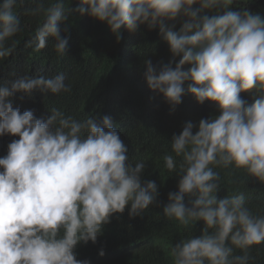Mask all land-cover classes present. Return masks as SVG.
<instances>
[{
	"label": "clouds",
	"instance_id": "obj_1",
	"mask_svg": "<svg viewBox=\"0 0 264 264\" xmlns=\"http://www.w3.org/2000/svg\"><path fill=\"white\" fill-rule=\"evenodd\" d=\"M22 2L0 0V57L12 51L6 42L21 30ZM234 2L80 0L75 9H65L61 0H40L26 9L31 16L43 14L28 41L36 51L51 39L64 54L68 37L61 36L60 25L73 12L106 23L117 42L122 26L130 32L144 24L158 28L173 60L180 59L175 67L170 61L159 69L146 61L148 88L173 109L185 92L198 103L218 106V115L202 118L195 134L186 122L163 156L164 167L179 176L164 218L186 229L203 222L199 236L171 247L172 264H249L252 246L264 243V215L252 213L243 192L216 196L217 169L243 170L264 182V17L232 11ZM209 8L216 14L200 15ZM177 18L183 19L178 31L169 23ZM249 90L258 93L250 105L240 95ZM33 91L60 94L71 88L63 74L0 83V136L18 137L0 157V264H89L76 259V246L95 243L102 226L126 206L130 218L142 215L156 202L157 184L142 181L145 162H129L110 117L76 120L53 108L43 120L13 107L10 97H30ZM193 193L197 198L186 206L185 195Z\"/></svg>",
	"mask_w": 264,
	"mask_h": 264
},
{
	"label": "trees",
	"instance_id": "obj_2",
	"mask_svg": "<svg viewBox=\"0 0 264 264\" xmlns=\"http://www.w3.org/2000/svg\"><path fill=\"white\" fill-rule=\"evenodd\" d=\"M39 2L23 0L18 4L21 30L6 42V48L12 51L0 57V83L21 76L49 78L63 74L71 91L60 94L33 91L30 97L16 93L10 97L13 107L21 113L32 110L36 118L43 120L49 118L53 108L76 120L95 117L99 121L104 116L110 117L127 146L129 162L133 165L145 162L142 181L157 184L154 204L134 218L128 215L130 206L123 213H114L109 223L102 226L95 243L89 241L76 246V259L87 260L89 264H172L171 247L190 236H199L203 222L197 221L186 229L164 218L162 209L168 203V194L178 190L179 176L164 167L163 156L170 153L173 134L178 135L186 122L193 123L195 134V126L202 118L218 115V106L208 100L198 103L192 94L185 92L182 102L173 109L162 94L148 88L144 75L146 61L159 69L170 61L175 67L180 57L173 60L159 29H149L147 24L131 32L122 26V38L117 42L106 23L73 12L60 25L61 36L68 37L64 54L55 50L51 39L45 48L36 51L34 45L28 46V41L42 22L43 14L31 16L26 14V9ZM44 3L47 5L48 0ZM61 3L65 9H75L80 0H61ZM244 9L264 17V0H235L230 6L232 11ZM213 14H216L214 8L200 13ZM169 23H174V30L178 31L183 19ZM240 95L250 105L258 93L249 90ZM14 139L18 137L0 136V157L7 154V145ZM217 170L221 175L217 199L243 192L252 213L264 215V182L247 176L243 170ZM196 198V193L186 194L183 202L190 206ZM101 249L103 256L98 254ZM236 254H240L239 250ZM249 255V264H264V243L252 246Z\"/></svg>",
	"mask_w": 264,
	"mask_h": 264
},
{
	"label": "rangeland",
	"instance_id": "obj_3",
	"mask_svg": "<svg viewBox=\"0 0 264 264\" xmlns=\"http://www.w3.org/2000/svg\"><path fill=\"white\" fill-rule=\"evenodd\" d=\"M192 7H193V8H196V7H199V5H193Z\"/></svg>",
	"mask_w": 264,
	"mask_h": 264
}]
</instances>
